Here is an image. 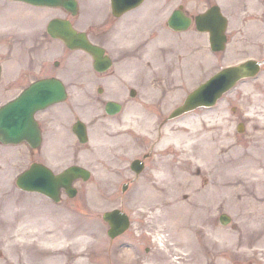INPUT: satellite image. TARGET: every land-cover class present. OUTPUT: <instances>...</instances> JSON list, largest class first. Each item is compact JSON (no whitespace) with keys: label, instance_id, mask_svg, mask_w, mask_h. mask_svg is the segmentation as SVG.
<instances>
[{"label":"rangeland","instance_id":"obj_1","mask_svg":"<svg viewBox=\"0 0 264 264\" xmlns=\"http://www.w3.org/2000/svg\"><path fill=\"white\" fill-rule=\"evenodd\" d=\"M180 1L183 2L184 6L192 12H197L198 10L203 9L206 4L213 1L221 4L222 7H228V9L233 3L236 6L239 3V0ZM178 2L179 0H149V2H146L139 8L131 10L129 12L130 14L126 16L131 17L134 15L132 18L123 21L120 20L118 22L119 24L117 23L114 26L115 22L114 24H107L104 22V18L109 15L108 0H78L80 8V12L76 17L78 27L79 25L89 26L97 22V20L105 13L101 22L99 20L94 24L95 27L91 28L90 33L94 39L105 42L111 50L117 53L114 54L115 62L113 64V70L103 77V82L97 81L103 86L105 94H115L114 89L121 92L123 90L122 86L128 82L125 79L130 76L132 77L129 82H133V76H135V81L140 79L144 80L146 78L149 66L146 64L145 58L147 56L154 57L156 61H159L160 58L155 57V47H152L153 45H156L157 42L150 47V44L147 48L144 47L158 36L163 37L164 41H166L168 37L173 36L175 40H170L171 45L173 46L171 47V52L178 48L179 45L181 48L188 47V49L192 50L190 58L186 60L187 62H180L177 58L173 61L171 60L172 62L170 63L174 64L170 66V68L175 72L171 74V70L168 69L163 75H161L162 78L158 80H163L165 82L163 86H158L157 84L142 85V87L148 90V97H152L156 93H159L160 87L164 93L166 92V95H164L162 101H160V105H158L156 101H153L151 106L140 105L143 96L138 95L137 97L130 99L128 103H126L124 110L121 113L116 114V117L100 118L98 117L97 112H101V108L99 102L96 100L97 98H95L93 106L82 109V112L85 115L90 114L88 117L93 119L89 135L90 139L87 142L82 143L77 141L74 135L68 131L67 126L65 129L61 130L60 142L63 150L60 155H66L64 161L67 160L71 162L81 159L82 156L80 153L82 152H88L89 154L88 159H84V161L90 168L91 175L86 180L77 179L74 181V184L78 188L75 196L68 197L66 193H63L62 200L56 204L57 206H54L52 203L48 202V199L46 198L40 196L43 198L42 200L37 198L31 199V195L20 193V190L17 187L12 189V187L5 186L4 179L0 177V264H7L11 261L19 264H70V257L68 256L73 254V250L70 249L69 246L62 249L61 258L59 260H48L46 256V234L53 231L55 227H57L56 229L58 231H60L61 228H65L66 236L70 237L69 239H72L71 237H74V235H77L80 232L86 235L84 245H86L87 253L85 259L78 264H114L115 261H112L105 252L110 248L109 243L113 241L114 244L116 240H110L106 234L105 230L107 223L101 216V212L104 209L112 208L114 206H119L128 212L131 219L130 224L133 229L137 228V225L135 224H148V227L157 226L158 223L150 221L149 218L147 219L146 213L141 209V204L143 202L142 198L136 200L134 194L136 193L139 184H142L143 181L156 179L157 174L155 168L159 164L164 166L166 173L168 171L172 172V162L181 160V153L187 152L189 149L193 148V146L187 147L189 145L183 142L181 143L180 148H178L177 145L169 139L162 142L160 137H162L164 133V128L158 130L156 126L153 127L156 125L154 121L156 119L158 120L155 115V110L170 109L179 100V98L176 97L178 96L177 94L180 96L185 94L188 91V88L193 87L195 80H202L213 71L215 66L212 63L213 58L212 55L209 54V50L205 49V47L201 48V43L204 45L206 38L201 37L200 32H197L194 26H191L190 30L184 31V33L177 34L174 32H168L169 28H165L163 24L164 7L161 6V4H165V8L167 9L169 5L174 6ZM150 3H157V5L153 4L154 7H156L148 12L147 7ZM167 12L168 10L166 13ZM153 15H155V17L152 22L151 30L142 35L144 44L141 45V47L137 44V48H135L136 45L131 47L130 43H133L136 37H141L140 29L147 25ZM120 23L121 26H119ZM117 27L118 30L115 31L116 34L113 35V29H116ZM185 41L187 46L183 45ZM45 43V49L48 50L47 56L51 55V48L60 47L59 45L55 46L59 41L52 39L49 36H46L44 45ZM60 44L62 45L61 42ZM233 45L234 44H232V47L234 48L235 46ZM197 46L200 47L198 48ZM249 48L250 47L238 44L236 50L240 52ZM197 49H199L198 52ZM68 51L69 52L64 55L60 54L62 51L57 54V57L62 59L61 66L58 68L59 75H62L65 78L67 77L69 83L71 82V79L69 78H74L75 75L87 77L92 76V69L89 65L90 60L87 57V54L82 50ZM196 56H201L202 61L198 58V62H196ZM53 57L56 56L53 55ZM163 61L165 60L163 59ZM177 68H179L180 71H178ZM44 70H49V67L44 68ZM176 75L177 77L175 78ZM122 76H125V78ZM117 77H119V79ZM68 85L70 88V84ZM67 101L68 103L71 101V92L69 93ZM65 106L66 104L62 102L60 104H54L48 109L51 111L59 109L61 113L58 116L60 118H68L69 122L71 113L69 107L71 106L66 108ZM123 115H128L127 118H129L128 120L126 119L125 126H134V128H128L125 130L135 131L144 138L138 139V136L136 138L137 141L134 139L124 141L122 139L123 137L120 135L108 138V136L104 134V126L110 127L114 121L119 120ZM215 117L216 115H214V112L202 113V108H198L189 114H183L178 118H174L168 123L167 128L170 130L194 128L195 130H198V133L200 130L203 132V139L199 140L197 146L194 147L196 154L200 153V160L192 163L190 159L188 160V155V158H186L188 165L187 162L182 164V168H185L184 171L189 172L191 174L189 176L195 180V188L193 189V193H191L188 188L182 189L177 194V200L181 201V203H186L182 208L189 207L193 211L191 212L192 218L189 220L204 218L202 224H214L215 227L221 228L223 234L227 235L228 241H231V236L236 235L239 252H264V225L253 224L256 222V219L250 221L244 212L239 209L242 207L233 206L232 200L230 201L231 204L227 203L231 196L235 201L236 191L228 194L226 191L222 190V187H225L227 181H235L232 180V175L229 176L231 172L230 169L238 164L242 158H254V155H257L259 159L262 160V169L260 174L257 175L260 176L259 179L262 183L257 182L253 185L246 184L247 187L243 190V194H254L253 196L259 197V199L260 197H263L264 199V130H253L248 126H245L241 132L234 127L231 129L232 131L225 132L224 128L221 126L216 127V125H210ZM205 124L208 126H205ZM213 130L214 132H218V135L215 137L214 141H212L213 139H209L207 142L208 144H206L204 134L205 132ZM113 131L115 130H112V132ZM127 133H125L124 137H128ZM153 135L155 138L151 137ZM55 140L58 142V139L55 138ZM57 142L55 147L58 146ZM141 143L143 145L142 147L140 145ZM105 144H107L108 147L109 144H111L108 150L107 146L104 147ZM149 144L154 145V157H151L148 160L146 169L142 172V175L140 173L135 177L132 172H127V170H129L126 169L128 168L127 163L134 154L139 153V150H142V148L143 150L147 149ZM72 145H74L79 152V155L76 157H72L71 155ZM95 145H98L97 147L100 149L99 153H102V155L103 153H106L105 157H100L101 155L98 153V155L93 154L95 155V158L90 159L92 154H90V151L92 152L90 147ZM119 145L124 146V149H126L125 152H117ZM163 146H166V148L163 149ZM8 149L12 152L14 159H21L22 162H25L26 158H28L30 150L28 145L23 142L10 144ZM92 149L94 150V148ZM22 152L23 155H21ZM66 164L67 162L61 161L59 162L58 167H63ZM14 166L15 168L12 172L15 175L22 166H17V164H14ZM196 170H199L200 172L198 173ZM2 172L3 171L0 169V173ZM128 173L130 177L134 175L135 178L132 180L130 179L131 181L129 182L128 187L125 190H122L121 183L129 178L127 176ZM228 177H230L231 180H228ZM220 181H222L223 185H219ZM238 182L244 183L242 180H238ZM222 192H224L226 196L220 199L219 195ZM20 197L27 198L29 201L24 200L25 203H17ZM222 211L231 215L230 221L226 223L228 225H224L218 220V214ZM247 222L252 224H247ZM33 224L38 225L37 245L34 247H25V245L21 243L15 244L13 240H15L18 233L21 232L18 228L23 229L22 233L26 239L27 236L24 232L26 230L31 232L35 228ZM167 226L170 227V234L173 236L172 239L176 240V232L171 228L170 224H167ZM231 226H236L237 229L232 230ZM7 232H9V236ZM220 243L225 245L224 241H221ZM234 243L236 242L233 241L232 243H228L227 247L236 251ZM147 244L153 245L156 244V242H140L137 245L138 251H134L133 248H128L126 245L127 247L121 249L118 254L121 257L124 256L126 258L125 260L130 263L135 260H140L143 261L142 264H151L149 261L156 264L157 259L161 257V254L155 249L152 250L151 253L145 254L144 247ZM184 244L186 246V243ZM190 244L194 246L193 248L195 249L199 248L198 252L200 251L197 241H195L194 245L193 241L188 240V245ZM116 246H118L117 243ZM212 249L214 248L212 247ZM33 254L40 256L39 258H35ZM214 262V259H210V264H213Z\"/></svg>","mask_w":264,"mask_h":264},{"label":"flooded vegetation","instance_id":"obj_2","mask_svg":"<svg viewBox=\"0 0 264 264\" xmlns=\"http://www.w3.org/2000/svg\"><path fill=\"white\" fill-rule=\"evenodd\" d=\"M61 14L65 17L71 15L66 10L58 7L35 5L25 0H0V97L5 93L12 91L14 85L24 87L40 76L55 74L54 65L56 64L53 60H51L52 63H54L53 67L50 66V61H48L50 71H48L49 73L47 74L36 75L35 67H38L41 71L44 66V47L42 40H44L46 36H49L44 21H47L55 15ZM232 16H234V20L230 18V21H228L230 28L229 31H226L227 42L231 43V45L234 44L233 46H238L239 44L250 47L247 50H252L250 52L257 55V62L259 64V70L262 72V78L258 77L257 82H249L247 81V78H243L229 92L224 93L219 98L218 106L213 110L214 115H216L218 120L222 119L226 125L230 127L235 126L239 120L243 119L242 117L264 116V0H241L240 6L235 9L234 14H231V17ZM70 19L74 24L75 20L73 21L72 17ZM220 53V51H217L213 54L215 56L214 62L217 64V69L221 68L223 64L221 62L224 60V55H221ZM19 56V68L16 70L13 67L12 62L14 58L17 60ZM94 72V78L85 80L81 79L83 77H77L73 80L72 92L74 96L72 97V107L76 111L78 108L82 110L85 107L92 106V101L95 98H102L101 96H98L101 94L99 93L100 86L94 87V81L97 79L103 80V72ZM149 80L150 78H146L144 84L147 85ZM136 86L137 89H134V95L130 94L131 86H126L121 92L114 89L115 94L106 93L105 96H112L113 98L120 100L121 106H124L129 99L142 95L143 98H141V104H139L148 106V102H151L150 98L147 97L148 90L143 88L139 83H137ZM101 106L103 107L102 104ZM46 110L42 112V115L40 114L37 117L45 139L49 131L57 129L60 126V123H55V112ZM101 110V118H111L114 115L107 113L104 109ZM155 112L162 116L165 114L163 109H156ZM259 112H262L263 115H259ZM77 116L78 114H75L74 117L77 119ZM127 116L123 115L117 121V125H124L122 121L126 120ZM262 123L264 122L262 121ZM252 126L255 129H258L261 127V122L256 120V122H252ZM53 138V135H51L47 139L52 140ZM46 140H43L41 145L38 146L40 154L44 152L45 144H47ZM3 145L4 144L0 142V148H3ZM3 152L4 150L1 149L0 162L4 164L5 160L6 164L8 158L6 155L3 156ZM43 159L44 157H41L39 160ZM10 171L11 167L6 168V171L2 172L0 177L2 179L8 178L11 174ZM211 230L209 231L210 234H212L213 231ZM145 231L146 230H137L132 232L131 230H128L127 233H138L142 239L135 237L134 240L147 241L149 238L144 236ZM148 232L152 234L150 229ZM169 232V229L162 231L163 234H168ZM194 232L195 238L199 242V246L200 243L208 242L203 231L196 230ZM198 234L200 235L198 236ZM147 248L149 250V247ZM213 250L215 249L202 252L198 256H196V253L194 252L191 257V262L188 264H200V258L205 255H218V253L213 252ZM160 254L161 257L157 259L156 264H187V262L181 258L173 260L169 257L168 253L161 252ZM223 255L227 260L224 263L218 261L215 264H264V252L233 255L230 253H224Z\"/></svg>","mask_w":264,"mask_h":264},{"label":"bare ground","instance_id":"obj_3","mask_svg":"<svg viewBox=\"0 0 264 264\" xmlns=\"http://www.w3.org/2000/svg\"><path fill=\"white\" fill-rule=\"evenodd\" d=\"M205 126L208 125L205 124ZM221 127L224 128L225 132L230 131L224 122L221 123ZM197 131L198 130H195L194 128H179L176 130L164 128V140H162V142L169 139L174 142L178 148H180L181 143L185 142L189 145H186L187 147L193 146V148L189 149L187 152L181 153V160L173 161V164L171 163L173 165L172 172L168 171L166 173L163 165L157 166L155 168V172L157 174L156 179L143 181L142 184H139L138 189L134 194V198L136 200H140V198H142L143 202L141 204V209L146 213L147 219L149 218L150 221L161 224V230H165L167 228V224H184L186 226L187 224H202L204 222V218L189 220L192 218L191 212L193 211L189 207L182 208L186 205V203H181V201L177 200V194L179 191L188 188L190 192L193 193V189L195 188V180L189 176L191 175L189 172L184 171L185 168H182V164L187 162L188 165V161L186 160L188 155V160L190 159L192 163L199 161L201 158L200 153L196 154L194 147L197 146L199 140L203 139V132L202 130H200L199 133ZM217 135L218 132H214V130L205 132L204 137L206 144H208L207 142L209 139H213L212 141H214ZM54 144L56 145V141ZM110 145L111 144H109V147ZM105 146L109 148L107 144H105L104 147ZM261 163L262 160H260L257 155H254V158H242L238 164L230 169L231 172L229 176L232 175V180L235 181H227L225 183V187H222V190L226 191L228 194L236 191V203L232 199V196L229 197V201H227V203L231 204L230 201L232 200L234 207H242L239 209L244 212L250 221L256 219V222L253 224H264V199L263 197H260L259 199V197L253 196L254 194L248 193L250 196L247 194L245 195L243 194V190L247 187L246 184L253 185L257 182L262 183L259 179L260 176H257L260 174L262 169ZM228 180H231V178L228 177ZM238 180H242L244 183L238 182ZM219 185H223L222 181L219 182ZM225 196V193L222 192L219 195V198L222 199ZM247 224L252 223L247 222ZM33 225L35 228L31 232L29 230L24 232L27 236V245L30 247H34L38 243V241H36L38 238V225ZM56 228L57 227H55V229L50 233L46 234V256L48 260H59L61 258L62 249L69 246L70 249L73 250V254L68 256L70 257V264H78L82 262L87 253L85 247L86 245H84L86 235L80 232L79 234L74 235V237H71L72 239H69L70 237L66 236L65 228H61L60 231ZM199 235L200 234H198V236ZM193 236H195V233H193ZM166 240L167 236L161 238L162 243H165ZM164 251L169 254V250ZM33 256L35 258H39L40 255L33 254Z\"/></svg>","mask_w":264,"mask_h":264},{"label":"water","instance_id":"obj_4","mask_svg":"<svg viewBox=\"0 0 264 264\" xmlns=\"http://www.w3.org/2000/svg\"><path fill=\"white\" fill-rule=\"evenodd\" d=\"M38 2L47 1L54 4H63L72 9V11L76 10V0H33ZM140 0H112V7L115 13H119L120 10L126 9ZM216 6H212L207 12L197 14L196 22L197 27L199 29H209L214 31L215 37L220 35L221 29L223 30L224 20H219L218 12L215 8ZM216 21L219 22V25H215ZM188 17L183 15L182 13H178L174 11L171 17L169 18V22L171 26L175 28H182L188 24ZM63 22V23H62ZM221 22V25H220ZM67 28V29H66ZM54 29H58V35L62 37L67 44L72 47H83L85 49H89L92 45L86 39L85 33L76 32L74 29L68 28L67 25L64 24V21H55L50 28V31L54 34ZM218 32V33H216ZM223 37V36H222ZM214 37L211 36L212 46L216 47V42L214 41ZM219 44V43H218ZM98 49H95V53H97ZM104 60V59H103ZM102 60V61H103ZM101 61V62H102ZM96 62L97 57H96ZM98 65V63L96 64ZM107 65V64H106ZM39 86H43L44 89L37 88L38 84L33 85L32 87L36 88L33 90L32 88L24 91L19 97L11 100L4 108L0 110V129L5 134L8 140H18L23 137L27 131L31 130L26 128L23 124V121L28 118L29 122H32V114L39 107L43 106L47 102L51 101L53 98L61 97L64 93V89L62 84L58 81L54 85L55 91L48 89L49 86L44 82H39ZM209 98L206 97L205 89L201 87L191 95H189L184 102V104L177 108L175 112L181 111L185 108H190L192 106L197 105L198 103H205ZM111 103V102H109ZM117 106V104H116ZM75 132L79 135L81 140L85 139L84 130L78 129L74 126ZM37 143V135L34 136ZM135 166L139 167L138 163H135ZM89 172L77 165H72L66 168L63 172L59 174H53L49 169L42 165H32L30 169L22 172L17 177V182L20 186L24 188H36L40 189L54 198L58 197V190L61 185H64L70 194H74L76 192L75 187L70 186V182L74 177L82 176L83 178H87ZM127 184H124L125 187ZM104 219H106L109 224H111L109 228V234L114 235L122 230L127 224V216L120 209H113L110 211H106L103 213ZM222 221L226 222L229 218L225 214L221 215Z\"/></svg>","mask_w":264,"mask_h":264}]
</instances>
